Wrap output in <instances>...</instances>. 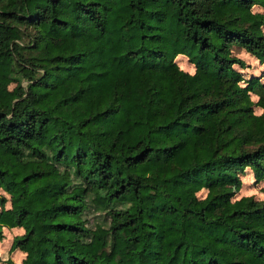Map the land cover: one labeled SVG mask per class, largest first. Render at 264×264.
Returning a JSON list of instances; mask_svg holds the SVG:
<instances>
[{
  "label": "trees",
  "instance_id": "1",
  "mask_svg": "<svg viewBox=\"0 0 264 264\" xmlns=\"http://www.w3.org/2000/svg\"><path fill=\"white\" fill-rule=\"evenodd\" d=\"M235 48L264 64V0H0L20 264H264V198L235 190L264 180V72Z\"/></svg>",
  "mask_w": 264,
  "mask_h": 264
},
{
  "label": "rangeland",
  "instance_id": "2",
  "mask_svg": "<svg viewBox=\"0 0 264 264\" xmlns=\"http://www.w3.org/2000/svg\"><path fill=\"white\" fill-rule=\"evenodd\" d=\"M234 54L245 60L247 67L244 68L242 72L246 78H250L253 75L261 76L263 74L264 64L260 63L255 57L239 48L234 49ZM181 66L190 72H194L193 66L186 62L182 63ZM252 97L254 100L258 99L257 96L252 95ZM255 109L258 114L262 112V109L259 107H256ZM243 181L242 184L235 188L237 197L254 195L258 199L264 198V180L258 182L255 179L253 172H249ZM13 235L7 234L5 235V238L0 241V264H10V262H12V264H20L24 257L23 252L19 250H11Z\"/></svg>",
  "mask_w": 264,
  "mask_h": 264
}]
</instances>
